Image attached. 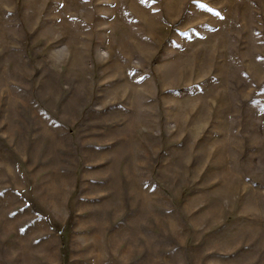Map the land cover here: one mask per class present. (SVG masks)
Masks as SVG:
<instances>
[{
  "label": "rangeland",
  "instance_id": "374dc122",
  "mask_svg": "<svg viewBox=\"0 0 264 264\" xmlns=\"http://www.w3.org/2000/svg\"><path fill=\"white\" fill-rule=\"evenodd\" d=\"M0 264H264V0H0Z\"/></svg>",
  "mask_w": 264,
  "mask_h": 264
}]
</instances>
